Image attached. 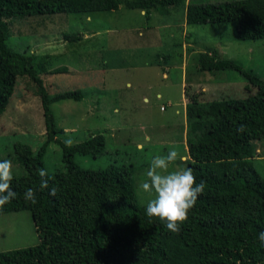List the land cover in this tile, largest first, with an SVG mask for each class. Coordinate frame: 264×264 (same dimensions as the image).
<instances>
[{"label":"trees","instance_id":"16d2710c","mask_svg":"<svg viewBox=\"0 0 264 264\" xmlns=\"http://www.w3.org/2000/svg\"><path fill=\"white\" fill-rule=\"evenodd\" d=\"M187 1L0 0V119L17 85L28 80L37 87L47 135L36 151L28 144H14L13 159L24 173L14 174L11 181L16 197L0 206V215L30 211L40 243L1 252L0 264H264V244L259 240L264 231V175L255 159L256 143L264 148V78L221 58L212 48L196 55L199 72L214 76L219 71L238 72L246 81L241 85L245 94L211 101L202 100L203 93L190 96L185 131L188 153L183 155L188 159L181 162L182 156L171 167H191L205 188L179 231L172 232L158 217L148 216L147 202L139 201L141 165L84 169L75 158L99 157L106 147L105 137L94 134L73 145L58 138L65 130L58 127L52 105L83 98L79 91L51 94L46 87V75L64 72L50 70L62 55H37L10 45L18 20L113 12L122 6L144 11L147 19L152 13L168 15L172 9H183L187 25L234 22L238 40L264 39V0ZM64 41L73 43L66 35ZM155 60L149 65L159 66L160 59ZM52 144L62 150L63 168L50 172L46 156ZM42 179L48 180L43 188ZM29 187L35 190V203L24 198Z\"/></svg>","mask_w":264,"mask_h":264},{"label":"rangeland","instance_id":"374dc122","mask_svg":"<svg viewBox=\"0 0 264 264\" xmlns=\"http://www.w3.org/2000/svg\"><path fill=\"white\" fill-rule=\"evenodd\" d=\"M195 1L231 0L187 3ZM144 14L122 6L90 15L29 17L12 27L10 45L18 51L62 55L55 58L50 70L64 72L45 76L51 94L79 91L83 95L81 101L52 105L58 127L65 130L58 138L71 137L73 145L94 134L105 137L106 147L99 157L75 158L84 169L97 171L133 163L142 166L138 175L144 180L154 155L171 147L177 149L178 161L187 155L190 96L203 93L200 98L211 101L245 94L241 85L246 81L236 71H219L215 76L197 71L199 52L212 48L221 58L264 78V39L238 40L234 22L187 25L183 9H172L168 15L152 13L150 19ZM65 35L73 43L66 44ZM77 36L82 39L77 41ZM155 59H160V65L150 66L149 61ZM46 138L37 87L23 80L0 119V159H10L14 174H23L24 169L13 159L14 144H28L36 151ZM256 148V167L264 175L263 143L257 142ZM61 157V148L52 144L46 156L48 171L63 168ZM186 159L182 157L181 162ZM139 184V201L148 202L155 193L143 191ZM36 231L30 211L0 215V253L38 245Z\"/></svg>","mask_w":264,"mask_h":264},{"label":"clouds","instance_id":"9594fccd","mask_svg":"<svg viewBox=\"0 0 264 264\" xmlns=\"http://www.w3.org/2000/svg\"><path fill=\"white\" fill-rule=\"evenodd\" d=\"M142 13V12H141ZM72 138L64 140L67 145L72 144ZM175 147L166 152L154 155L148 165L146 179L140 182L139 188L148 193H155L146 205V214L158 217L165 227L172 232L179 231L181 223L186 219L189 210L195 205L198 194L205 188L203 180H197L191 167L176 169L172 162L178 159ZM42 177L46 170H40ZM14 169L10 159H0V206L14 199L17 193L11 186ZM48 185L47 179L41 180V187ZM53 187L51 192L54 194ZM24 198L32 203L36 202L35 190L31 187L24 191ZM259 240L264 244V231L259 233Z\"/></svg>","mask_w":264,"mask_h":264},{"label":"crops","instance_id":"0c3cea01","mask_svg":"<svg viewBox=\"0 0 264 264\" xmlns=\"http://www.w3.org/2000/svg\"><path fill=\"white\" fill-rule=\"evenodd\" d=\"M165 71V69L163 70V72ZM183 71V70H182ZM185 73H187L186 71H185ZM164 77H167V74H164ZM203 91H204V89H203ZM184 157V156H183Z\"/></svg>","mask_w":264,"mask_h":264}]
</instances>
